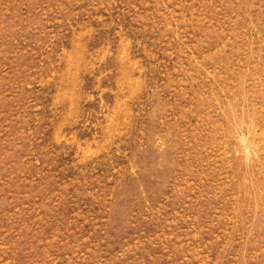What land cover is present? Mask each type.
I'll return each instance as SVG.
<instances>
[{"label":"rangeland","instance_id":"1","mask_svg":"<svg viewBox=\"0 0 264 264\" xmlns=\"http://www.w3.org/2000/svg\"><path fill=\"white\" fill-rule=\"evenodd\" d=\"M0 264H264V0H0Z\"/></svg>","mask_w":264,"mask_h":264}]
</instances>
